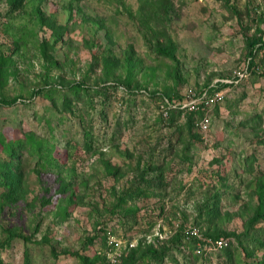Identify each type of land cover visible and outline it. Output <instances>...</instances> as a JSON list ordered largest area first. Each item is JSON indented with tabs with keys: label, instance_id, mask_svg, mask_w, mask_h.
Segmentation results:
<instances>
[{
	"label": "rangeland",
	"instance_id": "1",
	"mask_svg": "<svg viewBox=\"0 0 264 264\" xmlns=\"http://www.w3.org/2000/svg\"><path fill=\"white\" fill-rule=\"evenodd\" d=\"M164 1L23 0L13 10L0 0V137L55 144L59 162L45 167L28 148L15 158L19 185L0 187V240L15 237L0 264H123L188 225L241 237L232 264L264 263V222L248 225L264 180V50L254 73L234 79L248 41L264 36V0H169L170 19H154ZM165 35L176 60L156 51ZM74 83L110 86L111 98L79 101ZM205 89L225 98L204 111L207 130L189 129L183 104ZM189 242L141 264H230L227 254L199 259Z\"/></svg>",
	"mask_w": 264,
	"mask_h": 264
},
{
	"label": "trees",
	"instance_id": "2",
	"mask_svg": "<svg viewBox=\"0 0 264 264\" xmlns=\"http://www.w3.org/2000/svg\"><path fill=\"white\" fill-rule=\"evenodd\" d=\"M23 0H9V2L12 4V7L14 8L13 10H16L20 7V4ZM147 3V2H146ZM144 7V5H143ZM172 6H171V1L166 0L162 2L158 8V10H155L152 17L154 19H163V20H168L170 19V14L172 12ZM1 15V11H0ZM162 15V17H161ZM146 19V18H145ZM165 38L161 41L159 37L157 38L156 41V51L158 52L159 55L164 56V57H169L171 59L176 60V49H177V44L175 39L171 35H165ZM264 50V36L263 34L256 36L248 41V56L247 60L249 61V67L251 70V73H254V69L256 66V57L258 54ZM106 63L108 64L107 67L110 68L111 61L105 60ZM8 60L7 56H1L0 57V88L4 87V77L6 75L5 73V66H7ZM117 85L125 84L124 82L121 83L120 81L116 82ZM220 85L225 86L224 83H221ZM72 90V95L76 97L77 100L81 101L83 99L88 100L89 102H94V98L96 96L103 97V103H106L107 101L110 100L111 94L109 92L110 86H105L102 88H93L84 85L83 83H74L71 85ZM132 91V90H131ZM65 103L67 104V108H72L73 101L67 94L65 97ZM5 103L7 104H14V102L17 101L13 100H4ZM105 101V102H104ZM69 105V106H68ZM189 118L187 122V126L189 129H192L193 127L195 128V121L197 122L199 119H202L205 115L203 110H198V111H192L189 112ZM174 114V112L172 113ZM171 114V115H172ZM261 118V115L259 116ZM87 142V141H86ZM264 142V141H263ZM87 148H91L90 142H87ZM0 151L5 154L4 159H0V187L7 186L8 188H14V186L17 184L19 185L20 179L17 178V173L14 170V162L15 158H17L19 155L21 156V151L23 150H28L31 153L38 154L40 157V160H43L44 166H50V167H55L59 166V162L57 161L58 158L54 155L55 150H56V145L55 144H49L48 142L44 140H38L36 141L32 135L29 134H24L23 137H17L12 140L5 139L4 137H0ZM54 161V163H53ZM158 166H155L154 169H158ZM152 169V170H154ZM261 178V177H260ZM264 178V177H263ZM149 187H157L160 188L161 184L156 182L155 180H150L148 181ZM143 192V191H141ZM259 200H260V205L258 209L256 210L255 214L250 218L248 225L251 228H254L257 223L259 222H264V180H260L258 185H257V190H256ZM208 214H212V211H208ZM132 225L130 226V228ZM207 236L218 238L220 236H229L231 238H235L236 240H240L241 237H239L236 233H223V232H205ZM15 235L11 234L4 240H0V246H8ZM255 240V239H253ZM190 241L189 243H193L194 247H196V239L191 238V239H186L183 231L178 232L173 238L172 242L173 244L171 246L163 247L162 249H154L153 247H148L144 252H139L138 249H132V253L124 260L123 264H141L142 261L145 258H149L151 260H155L160 263H164L166 257L170 252H173L172 249L180 248L185 242ZM138 251V252H137ZM224 254L226 255V260L232 264V261L235 259L234 256V247L231 244L230 246L223 248L219 250L217 253L213 252V255L217 257V259L220 260L222 259ZM82 259V264H90L88 262V258L85 256L80 255ZM197 257L200 259L207 260L209 259L208 255L205 254L203 251L199 252L197 254ZM149 261V260H148ZM247 263H249L247 261ZM255 263L258 264H264L262 262H258L255 260ZM91 264H98V263H91ZM145 264V263H143Z\"/></svg>",
	"mask_w": 264,
	"mask_h": 264
},
{
	"label": "built area",
	"instance_id": "3",
	"mask_svg": "<svg viewBox=\"0 0 264 264\" xmlns=\"http://www.w3.org/2000/svg\"><path fill=\"white\" fill-rule=\"evenodd\" d=\"M249 61L244 64L241 68H238L235 70L234 73V79L239 81L242 78H246L249 75ZM226 82H234L230 81L229 79L226 80ZM187 99L183 104V107L188 108L190 111H198L206 109H209L210 107H213L220 102H222L225 98V94L222 90H213L209 91L205 89L199 94H196L195 92L191 91L189 95H187ZM170 104V102H168ZM163 114L167 116L169 114V111L166 109H163ZM197 125L203 129L207 130L210 125V116L208 113H205L204 117L196 122ZM183 233L186 237V239L195 238L198 245L199 252H206V253H217L219 250L226 248L230 246L233 242V238L229 236H220L218 238L214 237H207L202 234L199 227L195 225H188L184 227Z\"/></svg>",
	"mask_w": 264,
	"mask_h": 264
}]
</instances>
